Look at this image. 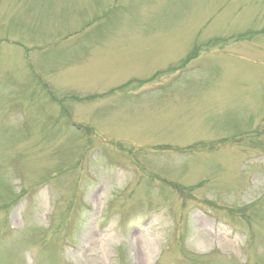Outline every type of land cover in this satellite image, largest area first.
<instances>
[{"label":"rangeland","instance_id":"1","mask_svg":"<svg viewBox=\"0 0 264 264\" xmlns=\"http://www.w3.org/2000/svg\"><path fill=\"white\" fill-rule=\"evenodd\" d=\"M0 264H264V0H0Z\"/></svg>","mask_w":264,"mask_h":264}]
</instances>
